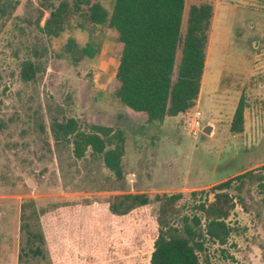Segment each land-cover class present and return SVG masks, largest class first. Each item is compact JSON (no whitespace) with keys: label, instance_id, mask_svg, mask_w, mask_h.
<instances>
[{"label":"rangeland","instance_id":"374dc122","mask_svg":"<svg viewBox=\"0 0 264 264\" xmlns=\"http://www.w3.org/2000/svg\"><path fill=\"white\" fill-rule=\"evenodd\" d=\"M95 1L112 13L114 0ZM199 2L213 5L214 29L193 110L215 133L192 138L183 116L145 124L123 115L112 96L120 49L113 31L77 17L50 41L37 26L40 0H0V264H149L163 219L138 222L114 212L117 196L181 194L164 217L180 226L199 215L201 192L247 171L256 179L235 200L228 219L234 232L224 246L206 241L200 264H264V0H186L185 14ZM86 45L94 58L84 54ZM28 60L44 71L25 83L20 69ZM241 99L245 129L233 135ZM55 118H75L84 131L93 124L122 129L124 179L90 151L78 160L71 145L56 143Z\"/></svg>","mask_w":264,"mask_h":264},{"label":"trees","instance_id":"16d2710c","mask_svg":"<svg viewBox=\"0 0 264 264\" xmlns=\"http://www.w3.org/2000/svg\"><path fill=\"white\" fill-rule=\"evenodd\" d=\"M40 11L37 26L50 41L59 39L77 17L89 26L113 31L120 49L114 54L117 70L112 96L123 105L125 117L145 124L161 123L188 115L197 105L214 17L211 3L193 4L185 14L186 0H114L109 14L95 0H40ZM45 12L49 15L41 26ZM74 43L69 39L67 47ZM83 52L91 59L97 55L89 45ZM43 71L39 62L24 61L20 78L25 83L34 82ZM50 128L56 143L72 146L75 159H83L90 151L92 156L101 157L118 180L124 179L126 137L122 129L93 124L84 131L75 118H55ZM244 129L245 103L241 99L230 131L240 135ZM255 179L254 172L247 171L201 192L205 199L197 207L199 215L182 218L180 226L166 224L164 217L172 212L181 194L158 195L153 201L146 194H123L117 196L112 210L129 214L138 222L162 217V228L153 235L149 264H200L199 253L204 252L206 241L219 246L228 243L234 232L228 219L235 200ZM26 205H22V217Z\"/></svg>","mask_w":264,"mask_h":264},{"label":"built area","instance_id":"2783aa9c","mask_svg":"<svg viewBox=\"0 0 264 264\" xmlns=\"http://www.w3.org/2000/svg\"><path fill=\"white\" fill-rule=\"evenodd\" d=\"M183 125L192 138H197L203 134L202 113L199 110H193L188 115L183 116Z\"/></svg>","mask_w":264,"mask_h":264},{"label":"crops","instance_id":"0c3cea01","mask_svg":"<svg viewBox=\"0 0 264 264\" xmlns=\"http://www.w3.org/2000/svg\"><path fill=\"white\" fill-rule=\"evenodd\" d=\"M211 32H210V37H209V42H208V47H207V56H206V65H205V71H204V75H203V79H202V83H201V89H200V95H199V99H198V104H199V101H200V98H201V90H202V87L204 86V82H205V78H206V70L208 68V65H209V61H210V51H211V48H212V33H213V26L211 27ZM214 128V127H213ZM215 133V128L213 129V135Z\"/></svg>","mask_w":264,"mask_h":264},{"label":"water","instance_id":"95a60500","mask_svg":"<svg viewBox=\"0 0 264 264\" xmlns=\"http://www.w3.org/2000/svg\"><path fill=\"white\" fill-rule=\"evenodd\" d=\"M213 129H214L213 126L208 124V125H204L202 131H203V134L205 135H211L213 133ZM29 184L30 186H34L31 180H29Z\"/></svg>","mask_w":264,"mask_h":264}]
</instances>
